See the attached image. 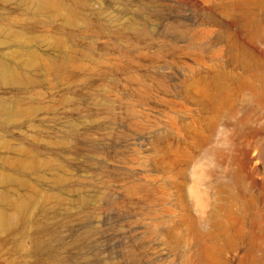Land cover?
I'll return each mask as SVG.
<instances>
[{"label": "rangeland", "instance_id": "1", "mask_svg": "<svg viewBox=\"0 0 264 264\" xmlns=\"http://www.w3.org/2000/svg\"><path fill=\"white\" fill-rule=\"evenodd\" d=\"M78 5L63 28L0 0V24L28 30L25 49L59 68L27 73L24 49L0 44L1 60L34 79L22 90L0 78V99L31 112L0 124V143L49 161L24 176L25 196L63 198L0 233V264H264V93L234 60L246 48L264 63V4Z\"/></svg>", "mask_w": 264, "mask_h": 264}, {"label": "bare ground", "instance_id": "2", "mask_svg": "<svg viewBox=\"0 0 264 264\" xmlns=\"http://www.w3.org/2000/svg\"><path fill=\"white\" fill-rule=\"evenodd\" d=\"M223 1H225V2L230 1L233 5H239V6H249L252 4V0H223ZM257 1L260 2L261 4H264V0H256V2ZM86 2H87V0H15V4H17L19 7H21L24 11L28 12L31 17L36 18L37 23L42 22L43 18L46 16L50 21H57L58 19H60L62 21V24H60L61 25L60 27H63V28L67 27L68 25L70 26V24H73L75 22V20L78 19V9H79L78 6L80 7V5H78V4L83 5V4H86ZM129 4H128V6H129ZM24 11H23V14L25 13ZM79 11H81V10L79 9ZM24 16H25V14H24ZM132 16H134V15L132 14ZM31 17H29V18H31ZM135 18L137 20L136 15H135ZM20 19H21V17H20ZM81 19H82V17H81ZM24 20H25V18H24ZM60 20H59V22H61ZM84 20L86 21L87 19L84 18ZM128 20H130L131 29L138 26L137 23H139L138 21H140V20H137L136 25H134L136 22L134 18H131ZM21 21H23V20H21ZM83 21H81V23H83ZM28 24H29V22H28ZM33 25L34 24H32L31 26H33ZM12 26H13L12 22H11V25H8V27H7L8 29H6V27L4 28V26L0 24V44L7 43L6 45H8V42H9V43L15 44L19 48L24 49L27 57L24 58L23 65H24V68L26 70L29 68H32V67L34 68V66H39V67H41L40 69H42L44 71H55V72H57L59 70L57 65L52 61H50L49 64L43 63L40 54L37 53L35 50H33L32 44H31L32 46H30V48L25 49L26 46L24 44L26 42L24 43L22 41V38H23L22 36L24 34H26L25 32H27L28 30L17 29V27L14 26V28H13ZM31 26H30L29 32L32 31ZM28 27H29V25H28ZM34 37H32V38L35 39ZM44 40H46V41L49 40L48 43L53 44L55 46H58V45L65 43V40H63L61 42L60 39H58L57 37H54V36H50V38H49V36L44 37ZM38 41H39V39H38ZM22 43H24V44H22ZM4 44H3V48L5 47ZM12 47H14V46H12ZM7 48L11 49V47H7ZM4 53H2L3 56L6 55V53L5 54ZM21 53H23V52H21ZM87 55H89V54H87ZM10 56H11V54H10ZM85 57H89V56H85ZM7 59L9 60V58H7ZM66 59H67V57L64 58V60H66ZM10 60H9V62H10ZM234 60H235V62L237 61L236 63L241 68H243V70H247V71L251 72L249 74L252 77V81L251 80L248 81L249 84L251 82V85H250L251 88L256 92L261 91L262 93H264V63L262 61H260V62H262V64L257 65L258 69H255L254 68L255 67V65H254L255 58L252 56L251 52L246 48H242V49L238 50L237 52H235ZM14 67H17V66L14 65ZM14 67L6 64L0 58V78L2 79V81H5V83H9L10 85H16L17 87H19V89L21 88L22 90H27L34 83V79H33V77H31L33 75L27 74L29 70H27V73H26V72L22 71L21 69L19 70V69H16ZM60 69H61V67H60ZM214 76H216V75H214ZM241 77H243V76H241ZM223 80H220V81H223ZM213 81H215V80H213ZM217 82H216V84H217ZM216 86H218V87L220 86L223 88V86H221V85H216ZM25 107L19 106V103L16 105L15 104L10 105V104H7L2 99H0V124H3L4 122H7V121L8 122L12 121V120L15 121V119L19 116H20L19 118H21V116H23V115L26 116V114H28L30 111H29L28 107L27 108H25ZM33 111H34V109H33ZM30 114H31V112H30ZM65 143H66V140H65ZM0 146L3 147L7 153L13 154L12 157L15 156V158H11V157L8 158L5 155L0 154V233L6 232V233H9L10 235H12L14 237V235H16L15 232H17L18 229L21 228V227H19L21 221L23 223V220L24 221L26 220V223H25L26 225L28 223H31L30 222L31 212H32L31 207L33 208V210L35 209V207L36 208L37 207H40V208L43 207L44 208L45 203L47 204V200L52 196L49 193H45L43 191L33 192V194L35 195L33 198H30L29 196H25V193L27 195L26 190L30 187V181L27 178H25L24 176L27 173L36 172L40 166L41 167L42 166L47 167V169H48V166L50 168V164H49L48 160L40 159V157L38 158V155H37L38 152L33 151L34 148L31 149L30 147L24 146V145L23 146L21 145L20 147H14L11 144H8L7 142L0 143ZM58 147H59V145H58ZM37 175L39 176L38 172H37ZM50 175H52V172L50 173ZM40 176H42V175L40 174ZM52 177H53V182L54 181L58 182V183H59V181H60V183L63 182L62 177L58 176L57 174H53ZM50 181H51V179H50ZM55 186H57V183ZM20 191H22V192H20ZM28 195H29V193H28ZM52 197H55V199H57V200L63 199L62 195L60 196V194L59 195L54 194V196H52ZM53 199L51 198V201ZM83 200H84V198H83ZM83 200L81 198L82 202L80 201V199H79V202L85 204V201H83ZM234 200H235V198H234ZM61 201L62 200H60V202ZM237 207H239V206H237ZM82 208L84 209V207L81 205L79 207V210L83 211ZM238 209H240V208H238ZM238 212L240 213V211H238ZM240 216H241V214H240ZM33 220H34V222H36L35 219H33ZM37 223H38V221H37ZM33 224H35V223H33ZM35 225L34 226L32 225V226L35 227ZM226 225H228V223ZM40 226H42V228L43 227L45 228V226H43L41 224H40ZM28 227H29V225H28ZM37 229L39 230V228H37ZM33 230H34V228H33ZM44 230L45 229H42V231L41 230L40 231L44 232ZM41 232H40V234H41ZM38 233H39V231H38ZM224 233H226V232H224ZM3 235H2V237H3ZM31 236H33V233ZM34 238H35V235H34ZM13 239L15 241L14 243L18 247V245L20 243L19 239L18 238H13ZM37 242H38V240H37ZM42 242L43 241H41V244L43 246L44 244ZM33 245H34V243H33ZM39 245H40V243L38 244V246ZM42 246H40V247H42ZM40 247H38V248H40ZM43 248H41V249H43ZM254 259H256V258H254ZM259 260H262L261 262L264 263V257L260 256Z\"/></svg>", "mask_w": 264, "mask_h": 264}]
</instances>
